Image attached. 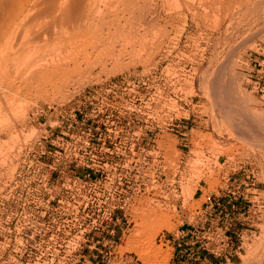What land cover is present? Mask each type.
Returning a JSON list of instances; mask_svg holds the SVG:
<instances>
[{"label": "rangeland", "instance_id": "obj_1", "mask_svg": "<svg viewBox=\"0 0 264 264\" xmlns=\"http://www.w3.org/2000/svg\"><path fill=\"white\" fill-rule=\"evenodd\" d=\"M123 5L57 86L46 5L0 44V264H264V0Z\"/></svg>", "mask_w": 264, "mask_h": 264}, {"label": "bare ground", "instance_id": "obj_2", "mask_svg": "<svg viewBox=\"0 0 264 264\" xmlns=\"http://www.w3.org/2000/svg\"><path fill=\"white\" fill-rule=\"evenodd\" d=\"M104 1V0H103ZM103 1H101V0H42V3H41V1L40 0H13V8H12V10L10 11V12H8L6 15H4V23H2V24H0V25H2L1 26V32H0V44H2V42H6V43H10L9 41H12V44L16 41L15 39H14V41L13 40H11L13 37H16V38H18V31H20L19 32V34L20 33H24V29H23V27L25 28V33H27L25 36H28L29 34V32H31V31H33V29L31 30V28L30 29H28V25H30V22H31V15L32 16H34L32 13H33V11L34 10H36V9H38V7L39 6H42V5H46V7H48L47 8V10H46V12L47 13H49V14H51V16H52V19H51V23H50V26H46L47 28H45L44 29V25L41 27V28H43L44 30H45V32H43L42 34L44 35V34H47V35H49L50 33L53 35V40L52 41H58L59 43H60V45L62 44V45H67V46H69L70 47V49L71 50H74L75 52V54H77V55H75V56H72L71 54H69L70 56H68L67 55V53H65L67 56H64V55H62L61 53H63V52H58V54L59 55H50L49 56V58L46 60L45 59V62H43L42 60V64L40 63V62H36L37 64H35L34 65V68H33V70L35 69L36 70V68L35 67H37L38 65H39V67L38 68H40V69H38V70H36L35 72H32V74L33 73H36V72H38V73H40L41 74V76H42V78L43 79H40V80H44V81H46V82H48V84L49 85H54V86H57V84L60 82V81H62V79L66 76V75H68L67 73L68 72H71V71H77V70H80L81 68H82V66H83V64L85 65V63H87L88 64V62H90L89 61V59L90 58H92V57H90L93 53L95 54V53H98L102 48H103V50H104V48H107L106 46H105V43L107 42L106 40H107V38L109 37V36H112V34H117L118 32H120V34H122L121 33V30L122 29H126V26H127V24H129V23H127V21H129V19H126L125 18V15H122V16H124V18L127 20L126 21V23L124 24L125 25V27L123 26V24H122V26H123V28L121 29V28H116V30H115V32L114 33H109V34H107L106 32H105V30H106V27H105V24L107 25V26H109V25H111V24H109L108 22H109V20H108V24L107 23H105V21H104V23H103V21H100V20H98L97 21V18H99L100 17V19H101V14H102V12L103 13H105V14H107L106 12H108V10H110V9H112L111 7L112 6H114L115 7V5H116V7H115V10L114 9H112V10H114L115 12L113 13V14H115V13H117L118 11V5H119V3H122V5L123 6H125V8H122V11H123V9L124 10H126V11H129V6L132 8V5H133V3H134V1L135 0H110V3L112 2L113 4H112V6H107V5H109V4H107L106 5V3L109 1H105L104 2V4L107 6V8H108V10H106L107 8H105L106 6L102 3ZM137 1V0H136ZM117 3V4H115V3ZM102 4H103V6H104V8L105 9H103V10H106V12H104V11H102L100 8V6H102ZM120 6H121V4H120ZM113 7V8H114ZM110 8V9H109ZM45 9H43V11H44ZM120 10V9H119ZM42 12V10L41 11H39V13H41ZM45 11H44V13H46ZM111 11H109V13H110ZM34 13H36V11L34 12ZM37 13H38V11H37ZM36 13V14H37ZM125 13V12H124ZM127 13V12H126ZM49 14H47V16L49 15ZM105 14H103V15H105ZM118 14H120V13H117L116 15H118ZM122 14V13H121ZM38 15V14H37ZM40 15V14H39ZM39 15L37 16V20H36V15H35V17H33L34 19H33V22H35V20L36 21H38L40 18H39ZM43 15V14H42ZM42 15H40V16H42ZM108 15V14H107ZM110 15V14H109ZM50 16V17H51ZM111 16L112 17H114V15H112V13H111ZM49 17V16H48ZM117 18L119 17V16H116ZM106 18V17H105ZM120 18V17H119ZM130 18V17H129ZM42 19V18H41ZM102 19H104V18H102ZM114 19H116L115 17H114ZM140 19V18H139ZM138 19V20H139ZM141 19H144L145 20V18H141ZM30 20V21H29ZM124 20V19H123ZM116 21V20H115ZM115 21L113 22V25H114V23H115ZM141 21L143 22V20H140V23H138L137 25H139V27H141L142 29L143 28H147V27H150L149 25L150 24H148L147 22H144V24H141ZM146 21V20H145ZM161 21V20H160ZM33 22H31V24L33 23ZM121 22V21H120ZM124 22H125V20H124ZM1 23V22H0ZM27 23H29L28 25H27ZM48 23V22H47ZM110 23H112V21H110ZM119 23V19H117V24ZM34 24H36V23H34ZM45 24V23H44ZM116 24V23H115ZM120 24V25H121ZM131 24V23H130ZM129 24V25H130ZM141 24V25H140ZM159 24V23H158ZM39 25H40V23H39ZM38 25V23H37V26L38 27H35L34 25V27L35 28H37V29H40L39 26ZM113 25H111L112 27H113ZM119 25V26H120ZM128 25V26H129ZM133 25H134V23H133ZM30 26H32V25H30ZM29 26V27H30ZM119 26H117V27H119ZM33 27V28H34ZM116 26H114V28H115ZM121 27V26H120ZM139 27H137L138 28V30L139 29H141V28H139ZM34 28V30L35 31H37L36 29ZM107 28H109V27H107ZM130 27H128V29H129ZM131 28H133L132 27V25H131ZM117 29H120V31H118ZM150 29V28H149ZM42 30V29H41ZM39 30L38 32H39V34H40V32H42V31H44V30ZM110 32H111V28L110 29H108ZM130 30H133V29H130ZM130 30H129V32H130ZM144 31H146V30H148V29H143ZM13 31V32H12ZM17 31V32H16ZM125 31H127V30H125ZM152 31V30H151ZM15 32V35L13 36L12 35V33H14ZM34 32V31H33ZM104 32L107 34V35H109V36H107L106 34H104ZM117 32V33H116ZM132 32V31H131ZM147 32V31H146ZM37 33V32H36ZM49 33V34H48ZM10 34L13 36H11L12 38L11 39H9L10 37ZM38 34V33H37ZM50 34V35H51ZM114 34V35H115ZM124 34V33H123ZM122 34V35H123ZM158 34V33H157ZM41 35V34H40ZM105 35H106V38H105ZM126 35V34H125ZM142 35V34H141ZM24 36V35H23ZM24 36V40H23V38H22V40L21 41H26V40H28V38L29 37H31V36H29L28 38L27 37H25ZM42 36V35H41ZM127 36V35H126ZM125 36V37H126ZM148 36V35H147ZM155 36V35H154ZM32 37H34V36H32ZM31 37V38H32ZM35 37H36V35H35ZM38 37V36H37ZM36 37V38H37ZM46 37V36H45ZM44 37V38H45ZM137 37V36H136ZM19 38H20V36H19ZM111 38V37H110ZM110 38H109V40H110ZM121 38V37H120ZM119 37H118V39H120ZM129 38V37H128ZM166 38V37H165ZM39 39V38H38ZM47 39V38H46ZM112 40L114 39V42H115V38H111ZM131 39V38H130ZM137 39H139V38H137ZM148 39V38H147ZM19 40V39H18ZM17 40V41H18ZM126 40V42H127V39H125ZM134 40V39H133ZM21 41H18V43L19 42H21ZM116 41H117V39H116ZM132 41V40H131ZM135 41V40H134ZM141 41V40H140ZM27 42V41H26ZM25 42V43H26ZM113 42V44H115ZM125 42V43H126ZM129 42H130V40H129ZM129 42H127V43H129ZM5 43V44H6ZM25 43H21L22 45H23V48H24V44ZM130 43H133V42H130ZM129 43V44H130ZM143 43V42H142ZM8 44H6L7 46H8ZM20 44V46L19 47H21L22 45ZM27 44H29L30 45V43H27ZM34 44V43H33ZM107 44H110V43H107ZM134 44V43H133ZM9 45H11V44H9ZM123 45V44H122ZM131 45V44H130ZM16 46H18V45H11L10 46V48L11 47H16ZM116 46H117V44H116ZM134 46V45H133ZM19 47H17V49H19ZM112 47V46H111ZM125 48H126V46H124ZM142 47V46H141ZM64 48H66L65 46H64ZM109 49H110V51H111V49H113V48H110V46L108 47ZM108 48L106 49V50H108ZM123 48V47H122ZM124 48V49H125ZM127 48H128V46H127ZM151 48V47H150ZM16 49V50H17ZM22 49V48H21ZM56 49V48H55ZM1 50V49H0ZM12 50V49H11ZM54 50V49H53ZM67 50H68V48H67ZM13 51H15L14 49H13ZM48 51V50H47ZM102 51V50H101ZM113 52L115 51L114 49L112 50ZM111 51V52H112ZM123 51V50H122ZM128 51V50H127ZM134 51V50H133ZM1 52H3V51H1ZM1 52H0V54H1ZM66 52H68V51H66ZM77 52V53H76ZM116 52V51H115ZM119 52H120V50H119ZM16 53V52H15ZM69 53V52H68ZM71 53V52H70ZM72 53H73V51H72ZM101 53V52H100ZM106 53V52H105ZM130 53H133L132 51L130 52ZM99 54V53H98ZM97 54V55H98ZM112 54V53H111ZM100 55H103V54H100ZM105 55V54H104ZM107 55V54H106ZM109 55V54H108ZM119 55V54H118ZM129 55H131V54H129ZM2 56V57H1ZM1 56H0V65L2 66V64H3V66L5 67V68H7L8 67V64H9V62L11 61L10 59H6V58H3L4 56H3V53L1 54ZM51 56H53V57H51ZM112 56L113 55H111V58H112ZM98 57V56H97ZM1 58H3V59H1ZM102 58V57H101ZM118 58V57H117ZM132 58V57H131ZM38 59V58H37ZM113 59V58H112ZM116 59V58H115ZM34 60V59H33ZM44 60V59H43ZM12 61H13V59H12ZM32 61V60H31ZM35 61H36V59H35ZM24 62V61H23ZM22 62V63H23ZM25 62H27V61H25ZM24 62V63H25ZM29 63V62H28ZM28 63H27V65H28ZM32 63V62H31ZM40 63V64H39ZM22 65V64H21ZM25 65H26V63H25ZM29 65H30V63H29ZM37 65V66H36ZM7 66V67H6ZM32 66V65H31ZM16 67V66H15ZM21 67V66H20ZM24 67H26V66H24ZM3 67H1V69H2ZM29 68L30 67H28V69H23V66L21 67V69H23V71L24 72H26L25 70H29ZM31 69V68H30ZM21 71V70H20ZM20 71H18L19 73H22V71L20 72ZM32 71V70H31ZM31 71H27V74H26V77L28 76V73L30 74V72ZM17 72V71H16ZM15 72V73H16ZM18 73V74H19ZM40 74H38L39 76H40ZM70 74V73H69ZM25 75V74H24ZM31 75V74H30ZM26 77H24V78H26ZM31 77H33V76H31ZM29 78V77H28ZM28 78H27V80H26V83L28 82ZM39 78H41V77H39ZM15 79H17V78H15ZM21 79H23V78H21ZM39 80V81H40ZM23 81V80H22ZM25 82V81H24ZM45 82V83H46ZM40 83H42V82H40ZM44 83V82H43ZM51 83V84H50ZM25 85V84H24ZM29 86V85H28ZM21 87V86H20ZM24 89V88H23ZM20 91H21V89H20ZM227 95H229V93L227 94ZM239 130V129H238Z\"/></svg>", "mask_w": 264, "mask_h": 264}]
</instances>
